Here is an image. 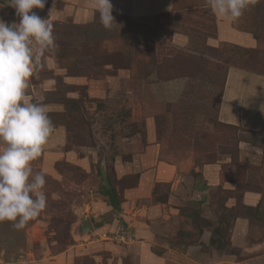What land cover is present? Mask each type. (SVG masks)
Returning a JSON list of instances; mask_svg holds the SVG:
<instances>
[{"label": "rangeland", "instance_id": "1", "mask_svg": "<svg viewBox=\"0 0 264 264\" xmlns=\"http://www.w3.org/2000/svg\"><path fill=\"white\" fill-rule=\"evenodd\" d=\"M6 1L0 0V19L11 24ZM112 15L111 29L98 12L87 24L49 20L56 47L26 90L57 131L32 162L34 172L45 174L47 204L22 229L0 222V264H154L158 256L166 258L161 264H201L196 252L189 256L194 245L213 258H240L232 244L238 216L253 219L249 244L264 238V166L232 165L235 187L205 183L204 201L190 198L189 187L201 182L195 167L219 157L218 141L245 135L218 122L217 109L229 66L264 74V0H250L231 22L256 40L254 47L209 44L218 38L219 19L206 0H174L171 11L149 17ZM177 34L186 37L185 47L177 46ZM251 136L263 138L260 130ZM168 171L173 178L163 176ZM179 180L187 196L182 206L198 212V227L193 220L169 222L172 213L157 205ZM102 185L114 192L120 211L99 193ZM245 190L261 192L256 208L244 204ZM152 204L159 210L149 219L145 210ZM150 223L158 224L154 235Z\"/></svg>", "mask_w": 264, "mask_h": 264}, {"label": "clouds", "instance_id": "2", "mask_svg": "<svg viewBox=\"0 0 264 264\" xmlns=\"http://www.w3.org/2000/svg\"><path fill=\"white\" fill-rule=\"evenodd\" d=\"M46 0H8L19 23L0 19V222L19 230L45 209V174L34 172L32 162L42 153L54 132V124L42 104L26 94L29 78L43 66L55 45L53 25L33 9ZM220 18L235 22L248 9L250 0H206ZM105 29L115 24L111 0H91Z\"/></svg>", "mask_w": 264, "mask_h": 264}, {"label": "crops", "instance_id": "3", "mask_svg": "<svg viewBox=\"0 0 264 264\" xmlns=\"http://www.w3.org/2000/svg\"><path fill=\"white\" fill-rule=\"evenodd\" d=\"M7 2L8 0L4 3L7 15L12 16V23H15L18 19L17 17H14L16 14L15 9L8 6ZM111 3L113 4V12L119 13L128 18H139L149 17L169 10L171 11L173 9L174 0H111ZM33 11L43 19L64 20L69 18L72 22L78 24L89 23L94 19L95 13L97 12L92 8L91 0H46L43 9H33ZM218 19V38L208 40L209 44L215 45L218 40H224L248 47H254L256 45V40L253 39V37L233 28L231 22L224 20L219 16ZM177 35L178 37H175L177 38V46L185 47L188 42L186 37L183 34ZM226 73L225 84L223 86V92L217 109L218 120L222 123L239 126L240 132L245 134L242 137L239 136L240 138L237 142L238 162L245 166H264V74L250 73L249 71L234 66H229ZM256 130L262 132V139L259 138L257 140L254 136L250 137L253 131ZM55 132L57 131H54L53 134ZM53 134L48 141L52 140L51 138L53 137ZM164 163L168 166L172 165L167 162ZM230 163V154L220 153L215 162L202 163L198 166L195 165V173L198 174L197 176H201L199 177L201 182L195 178H193L195 179L194 181H190L191 187H189V190L192 192V197L190 198H193V200H206L208 189L206 186L218 185L219 182L223 188L233 189L235 187V182L237 181L233 178L224 176L222 171L223 165L229 166ZM180 166L182 165L180 164ZM178 168L179 164H177V169ZM260 168L264 170L263 167ZM145 171L143 170L141 174ZM173 172L174 171H168V173H163V176L165 178L166 176L168 178H173L171 176ZM221 174L223 175L222 177ZM180 181L181 180H179L178 185H176V183L172 184L169 190L170 195L166 198L167 202H163L165 204H157L162 206L163 211L167 210L172 213L173 216H171V219L168 218L169 222L170 220L173 222L178 218L179 207L183 205V201L187 197L186 191L182 190L184 186ZM261 197L262 194L258 190H245L241 195L244 204L251 207H255L260 202ZM146 210V216H149L150 219L156 210L159 209L156 208L155 204H152L146 208ZM251 223L252 222L248 216H238L235 220L232 230V244L239 248L241 255L240 258H236L233 254L213 258L211 250L207 253L203 252L198 245L189 247V256L191 254L190 252H196L195 255H193V258L198 259V263L201 264H264V238L254 244L248 243L249 234L252 232ZM146 224L148 225L147 221ZM151 225L152 223H150L149 227H151ZM157 225L158 224H154V226L152 225L150 228L152 235L156 233V229L154 228ZM139 228L140 226L138 229ZM145 228L146 230L148 229V227ZM209 234L210 231L207 230L205 236L202 238V242L208 243ZM169 251L170 250H168V252ZM166 255L168 254L166 253ZM184 256L190 258V260L193 259L187 255ZM164 258L165 257L158 256L153 257L152 259L154 264H159L166 260V258L165 260ZM182 258L183 262L188 260V258Z\"/></svg>", "mask_w": 264, "mask_h": 264}, {"label": "trees", "instance_id": "4", "mask_svg": "<svg viewBox=\"0 0 264 264\" xmlns=\"http://www.w3.org/2000/svg\"><path fill=\"white\" fill-rule=\"evenodd\" d=\"M254 36H255V38H258L255 33H254ZM218 122H220V121H218ZM220 123L231 126V124L222 123V122H220ZM232 126H234V125H232ZM237 142H238V140H235L232 143L226 142V141H218V144L222 145L219 148L220 150H218V151H220L221 153H228L231 156V163L229 164V166L223 165V170L222 171L224 173V176H226L228 178H233L234 180L238 179V174H237L236 170L232 169V167H233L232 165H235V164L242 165L241 163L238 162V159H237V151H238L237 150ZM215 161H216V159L215 160L213 159L211 161L204 162V163H212V162H215ZM182 164L183 163H181V165ZM242 166L244 167L245 165H242ZM181 167L182 166H180V164H179V168H181ZM196 175H198V174L196 173ZM99 193L102 194L104 197H106L105 198L106 202L108 203V205L111 206L112 210H114L115 213L117 211H120V205H119L120 202L117 201V198L113 194L114 192L110 188H107L105 185H102L101 189L99 190ZM193 203H197V202H193ZM256 207L257 206H255V208ZM199 219H201V217L198 216V212L192 211L191 213H189L188 211H186V207L185 206H180L179 207L177 222L178 221L181 222V225L184 224V223L186 225V220H193L192 221V226L198 227L197 225L199 223ZM232 220H234V218ZM250 220H251V222L253 221V219H250ZM217 231H218L217 228H213L212 229V233H211V236H210L209 240L212 241V239H213L212 235H213L214 232H217ZM170 240L174 241L175 239L171 238ZM192 242L196 243L197 240L192 241Z\"/></svg>", "mask_w": 264, "mask_h": 264}]
</instances>
